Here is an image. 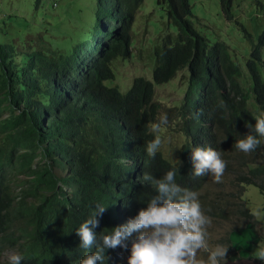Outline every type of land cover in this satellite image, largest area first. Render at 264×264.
I'll use <instances>...</instances> for the list:
<instances>
[{"label": "trees", "instance_id": "obj_1", "mask_svg": "<svg viewBox=\"0 0 264 264\" xmlns=\"http://www.w3.org/2000/svg\"><path fill=\"white\" fill-rule=\"evenodd\" d=\"M139 1L123 0L118 17L108 16L117 26L106 41L95 45L80 46L73 42L77 36L72 32L60 42L21 35L20 41L33 47L28 50L21 43L15 48L13 35L0 25V264H9L1 259L9 249L23 257L21 264H80L86 250L80 247L77 229L96 205L106 209L93 229L98 244L102 233L147 207L156 194L150 182L136 183L132 173L115 175L114 161L105 175L98 170L125 146L124 132L145 146L153 136L151 124L162 115L161 103L154 99V83L169 80L184 66L188 71L184 100L166 114L173 123L162 127L172 125L191 143L209 144L219 151L225 171H237L235 179L226 177L227 183L240 188L227 194L207 189L211 174L193 175L185 163V143L174 162L158 150L143 176L160 179L177 169V184L198 192L205 212L221 218L241 215L254 237L260 238L256 231L260 220L246 203L249 198L240 193L254 186L264 194V137L257 136L261 145L251 153L238 150L235 143L249 133L247 124L254 125L255 117L264 116V28L254 34L237 21L250 44L245 57L247 83L228 45L221 41L210 45L195 28L189 0H158L177 32L165 34L162 46L155 47L153 79L135 76L122 93L105 80L114 77L110 60L130 54V27ZM219 1L224 16L233 19V0ZM0 21H4L1 11ZM4 110L8 115L3 116ZM63 162L66 174H57L54 167H62ZM203 187L206 195L200 192ZM124 197L125 209L110 218ZM125 211L129 218L120 219ZM137 236L134 232L126 241L128 248L106 249L104 264H122L124 254H130L131 239ZM225 240L232 249L228 235Z\"/></svg>", "mask_w": 264, "mask_h": 264}, {"label": "clouds", "instance_id": "obj_2", "mask_svg": "<svg viewBox=\"0 0 264 264\" xmlns=\"http://www.w3.org/2000/svg\"><path fill=\"white\" fill-rule=\"evenodd\" d=\"M53 1V4L55 5L56 0ZM39 2L40 0H32L31 6H33V9H37L39 7ZM42 3H44L43 0ZM123 3V0H95V22L93 23V26L77 25L74 28V31L69 30L66 31L65 34L57 33L60 36L59 38L53 37L48 33L57 32V29L54 28V22L51 24L46 23L45 30L38 33L37 36H34L31 31H29L26 35L25 31L24 33H20L17 30L16 32L11 31L9 26L11 21L7 19L11 17L12 21H14L16 16L1 11V16H3L4 21H0V25L3 26L7 33L13 35V39L17 42L14 44L15 48L21 43H24L25 49L31 50L33 47L28 42H21V35H25L27 38L32 39H40V37H43L47 38V40H50L51 42H55V40L60 42L63 37L70 35L72 32H74L77 36L73 42H80V46H85L83 45V42L95 45L96 41L100 43L106 41L114 26H117V23L112 22L108 16H111V18H117L120 6ZM53 4L52 10L56 11ZM99 6L103 9L102 14H99ZM96 11H98V16ZM56 15L60 16L57 13ZM56 15H54V17H56ZM41 25H43V21L37 26V28ZM27 26L28 24L25 25L23 29ZM0 34L2 33L0 32ZM162 44L163 40L162 43L157 46L161 47ZM129 47H131V45ZM131 51L132 49L130 48V54ZM115 58L116 57L110 60L112 71V61ZM240 67L242 69V66ZM153 68L152 78L149 80L153 79ZM183 69L186 71V81L184 82V85H186L187 88L188 71L186 66L178 69L176 74L169 79L170 81H165L167 83L162 82L165 83L163 85L171 83L176 78L175 76H177ZM185 92L186 89L181 101L178 104L176 103V105L169 107L168 109L166 108L164 112L161 105L160 111L162 115L160 116L158 123L151 124L149 131L153 134V136L148 138L147 143L145 141V146H139L137 139L129 136L126 131L123 133L125 146L119 150L117 154H114L112 159L105 161L101 168H99L98 173L103 176L105 175L108 166H112V161H114L115 175L122 174L128 177L129 173H132L131 177L135 179L136 183L143 184V181L150 182L151 185L154 186L156 194L148 201L147 207L140 209L138 215L134 218L129 219L125 224L113 228L111 232L107 234L102 233V243L100 244L97 243L96 233L93 229L99 226L98 217H102L106 209L103 205H96L95 212L85 219L77 229V235L81 238L80 247L86 250L80 260V264H104L106 260L105 250L115 249L118 246L128 248L126 241L132 237L134 232L138 233V236L131 239L128 264H220V261L226 258L228 244L225 239H221L219 241L222 243L224 240L227 244V248L219 245L214 248L209 247L207 241V227L211 225V218L205 214L201 207L198 198L199 193L189 190L188 188L181 187L177 184L175 179L178 172L177 169L167 171L160 179H155L153 176L148 174L143 176L144 169L146 164L148 165L149 158L151 157L154 159L158 150L161 151L162 155H165L168 158L162 149L163 141L166 140L163 131L168 130L169 132L175 133L176 138H181L178 148L185 143V163L188 165V168L193 171L194 176L202 177L206 174H211L215 183L222 182L226 162L222 159L219 151L215 150L211 146H208L209 144L191 143L187 137L185 138V136L179 133L176 129L172 130V125H169L167 129L162 127V125L173 123V120H168L166 114L173 113L175 106L182 103ZM154 99L159 102L161 101L160 99L155 98V93ZM4 111H6L7 114H4ZM4 111L2 113L3 116L8 115V111ZM254 119V125L247 124V127L250 129L249 133L246 134L244 138L237 140L235 143V147L244 153L254 152L261 145V140L258 139L257 136L264 137V116H257ZM162 129L164 130L161 132ZM177 158H180V153L178 152L176 158L168 159L174 162ZM62 170L64 171L63 174L60 173ZM54 171L57 174L65 175L67 168L65 169L64 166L54 167ZM125 206L126 199L124 197L121 198L116 206V215H113L110 218L115 219L125 209ZM127 218H129V211H125L120 219L127 220ZM114 221L117 222L118 220ZM256 223H258V221ZM256 231L258 232V235H260L257 227ZM260 242H264L263 235H260ZM255 244V246H258L260 243ZM94 245L96 250L92 251ZM254 247L250 248V253ZM261 248H264V246H260V249ZM201 251L208 253L206 261L198 259V253ZM257 258L259 259V263H264V249L259 250ZM8 259L9 264H21L23 257L20 254L12 253L9 255Z\"/></svg>", "mask_w": 264, "mask_h": 264}, {"label": "rangeland", "instance_id": "obj_3", "mask_svg": "<svg viewBox=\"0 0 264 264\" xmlns=\"http://www.w3.org/2000/svg\"><path fill=\"white\" fill-rule=\"evenodd\" d=\"M43 1L44 3L40 0L39 7L33 9V6H31L32 0H0V11L16 16L14 21L11 17L7 19L11 21L9 23L11 31L16 32L17 30L20 33L25 31L26 35L31 31L34 36L45 30L46 23L51 24L54 22V28L57 29V32L48 33L59 38L60 36L57 33L65 34L66 31H74L77 25L93 26L95 22V0H56L55 5L53 0ZM189 1L192 8L191 20L195 28L206 37L210 45L217 41H223L228 45L233 59L242 66L244 72L242 77L249 83L250 78L245 66V57L250 50V44L245 39L237 21L244 24L254 34L260 32L264 28V0L259 2L258 0H233V19H227L222 14L219 0ZM52 4L55 6L56 11L52 10ZM55 12L60 16H57ZM42 21L43 25L37 28ZM27 24L28 26L23 29ZM176 32V26L168 21L165 11L158 5V0H140L134 11L130 29L131 54L126 57L117 56L113 59L114 78L106 79L105 84L116 85L120 91L126 92L134 76L142 75L151 79L152 68L156 63L155 47L162 43L165 34L170 33L174 36ZM175 77V79L172 78L174 80L171 83L166 85L163 84L167 82L155 83V98L161 100L163 112L166 108L178 104L186 89V85H184L186 81L185 69L181 70ZM4 114H7V112L4 111ZM163 132L166 140L163 141L162 149L168 158H176L181 138H176L175 133L168 130ZM261 161L264 162V155H262ZM62 164L66 169V164L64 162ZM60 173L63 174L64 171L62 170ZM236 175V169L233 172L224 171L220 183H215L212 175H210L207 189L211 192L224 191L226 194L230 192L238 193L240 187L237 184L227 183L226 179V177L235 179ZM207 189L202 188L200 191L202 195H206ZM240 195L249 198L246 203L260 220L256 223V227L259 234L264 236V195H261L259 189L254 186L244 189ZM226 197L230 198V196ZM205 214L211 218V225L207 227L209 247L214 248L219 245L227 248L225 242L221 243L219 241L226 239L227 235L232 244V249L227 248L226 258L221 260L220 264H261L257 254L259 250L264 249H260V246H264V242H260L259 237H254L255 233L247 225L244 217L240 215L241 218H238V214H229L228 217L221 218L207 212ZM252 242L260 244L255 246L250 253ZM12 253L18 254V251L15 249L6 250L2 253L1 259L9 261L8 257ZM207 255L208 253L201 251L198 253V259L206 261ZM129 256L130 254H124L122 264H128Z\"/></svg>", "mask_w": 264, "mask_h": 264}]
</instances>
